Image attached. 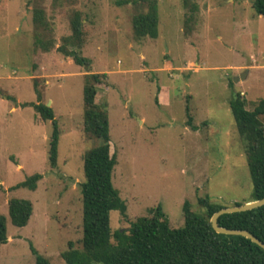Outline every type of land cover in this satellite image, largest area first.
<instances>
[{"label": "rangeland", "instance_id": "374dc122", "mask_svg": "<svg viewBox=\"0 0 264 264\" xmlns=\"http://www.w3.org/2000/svg\"><path fill=\"white\" fill-rule=\"evenodd\" d=\"M123 1L0 0V215L7 219L0 264H35L32 249L63 264L69 243L81 247L82 156L98 146L82 131L88 70L106 74L109 83L99 87L96 102L108 107L110 154L117 161L112 184L127 207L126 220L110 213L112 232L157 206L180 229L185 202L202 215L198 199L225 208L252 200L228 102L232 91L249 111L264 100L263 18L250 0H160L158 38L136 41L135 11L117 5ZM38 8L54 45L47 53L35 45L32 16ZM74 12L83 20L81 55L88 68L56 51L71 35ZM37 97L52 109L62 133L54 169L48 162L51 123L20 107L36 104ZM186 106L195 130L186 126ZM35 174L42 176L35 191H9ZM10 199L33 205L23 228L8 219Z\"/></svg>", "mask_w": 264, "mask_h": 264}, {"label": "trees", "instance_id": "16d2710c", "mask_svg": "<svg viewBox=\"0 0 264 264\" xmlns=\"http://www.w3.org/2000/svg\"><path fill=\"white\" fill-rule=\"evenodd\" d=\"M160 0H125L118 6L132 5L134 14L131 29L136 41L157 39L158 5ZM184 5L190 0H182ZM254 13L264 20V0H250ZM32 22L35 32V45L47 53L53 47L48 39L50 31L44 11H33ZM71 35L62 39L56 51L70 58L80 67H89V59L81 55L83 48V20L79 12L70 19ZM46 33V34H45ZM43 35V36H42ZM44 37V38H43ZM107 75L91 73L83 75V133L98 141V146L83 156L84 181L79 185L81 194L82 239L79 249L72 243L61 254L63 264H264V251L243 237L218 235L211 227L214 213L225 208L198 199L204 209L202 215L191 211L188 202L183 205L184 224L173 229L160 206L149 211L148 217L137 218L129 228L112 232L110 213L126 220L127 207L120 193L112 184V174L117 161L110 154V134L108 107L105 102L97 103L98 89L108 85ZM233 88V83L229 82ZM7 101L16 104L13 97ZM228 106L235 122L238 138L244 148L251 186L252 201L264 198V100L256 103L252 111L247 110L246 101L239 92L232 91ZM30 107L42 122H50L52 130L48 142V162L54 169L58 161V144L61 130L51 108L40 103L20 105ZM186 126L195 130L189 107L185 108ZM42 176L35 174L24 182L9 189L35 191ZM248 203V202H247ZM241 204H236L239 206ZM33 214L30 201L10 199L8 219L16 228L25 227ZM220 227L230 230H244L264 243V206L255 210L223 215L218 219ZM7 243V219L0 215V245ZM35 264H51L47 258L32 249Z\"/></svg>", "mask_w": 264, "mask_h": 264}, {"label": "water", "instance_id": "95a60500", "mask_svg": "<svg viewBox=\"0 0 264 264\" xmlns=\"http://www.w3.org/2000/svg\"><path fill=\"white\" fill-rule=\"evenodd\" d=\"M238 80L242 79H235L234 83L238 82ZM264 206V198L258 201H252L248 202L243 205L229 207V208H223L216 213L213 214V216L210 219V224L214 232L218 235L223 236H230V237H243L248 240H250L253 244L257 245L264 251V243L258 240L256 237H254L252 234H250L247 231L244 230H230L223 227H220L218 224V219L223 215L233 214V213H243L251 210H255L258 208H261Z\"/></svg>", "mask_w": 264, "mask_h": 264}]
</instances>
